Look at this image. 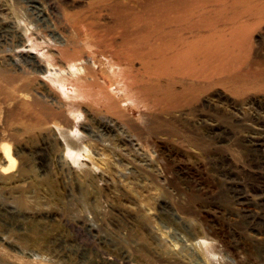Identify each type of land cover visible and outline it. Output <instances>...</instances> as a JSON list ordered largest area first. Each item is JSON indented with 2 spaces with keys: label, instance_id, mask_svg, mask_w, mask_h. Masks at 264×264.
Instances as JSON below:
<instances>
[{
  "label": "rangeland",
  "instance_id": "374dc122",
  "mask_svg": "<svg viewBox=\"0 0 264 264\" xmlns=\"http://www.w3.org/2000/svg\"><path fill=\"white\" fill-rule=\"evenodd\" d=\"M91 2L0 0V264H264V24L166 106L79 43L114 24Z\"/></svg>",
  "mask_w": 264,
  "mask_h": 264
},
{
  "label": "bare ground",
  "instance_id": "6f19581e",
  "mask_svg": "<svg viewBox=\"0 0 264 264\" xmlns=\"http://www.w3.org/2000/svg\"><path fill=\"white\" fill-rule=\"evenodd\" d=\"M94 7H106L114 17L108 28L110 37L96 41L97 34L86 31V24L82 28L78 17L72 23L80 33L79 43H95L102 50L99 54L109 67L119 70V86L133 83L142 92L161 95L166 106L172 105L174 96L164 93L165 88L175 91L181 86L186 94L226 86L235 52L247 49L250 30L264 24V0H96L90 3V9ZM117 35L122 51L115 48ZM68 56V74L82 81V75H75L78 63L73 61L80 54ZM84 62L88 74L96 77L89 60ZM37 65L43 71V65ZM127 72L131 82L125 77ZM2 150L4 173L15 167L17 159L10 146L3 145Z\"/></svg>",
  "mask_w": 264,
  "mask_h": 264
}]
</instances>
